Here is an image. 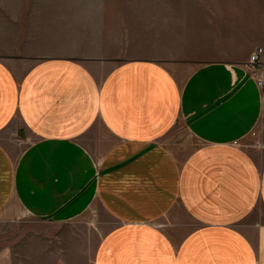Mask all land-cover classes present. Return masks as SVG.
<instances>
[{
  "label": "crops",
  "instance_id": "0c3cea01",
  "mask_svg": "<svg viewBox=\"0 0 264 264\" xmlns=\"http://www.w3.org/2000/svg\"><path fill=\"white\" fill-rule=\"evenodd\" d=\"M139 1L0 0V213L107 225L83 264H264V0Z\"/></svg>",
  "mask_w": 264,
  "mask_h": 264
},
{
  "label": "rangeland",
  "instance_id": "374dc122",
  "mask_svg": "<svg viewBox=\"0 0 264 264\" xmlns=\"http://www.w3.org/2000/svg\"><path fill=\"white\" fill-rule=\"evenodd\" d=\"M212 3L218 4L215 0ZM219 3L225 8L239 10L249 1L223 0ZM136 4L137 10L133 11L137 13L134 14L148 17L152 2L141 0ZM165 142L175 151L180 144H189V148L195 144L185 125H176ZM88 222L86 219L65 224L42 222L25 216L11 203L0 213V264H83L85 251L95 244L89 231L94 229L100 236L107 229V225Z\"/></svg>",
  "mask_w": 264,
  "mask_h": 264
},
{
  "label": "built area",
  "instance_id": "2783aa9c",
  "mask_svg": "<svg viewBox=\"0 0 264 264\" xmlns=\"http://www.w3.org/2000/svg\"><path fill=\"white\" fill-rule=\"evenodd\" d=\"M264 53L263 47H258L250 56L252 75L256 78L257 83L264 89V68L262 67L261 57Z\"/></svg>",
  "mask_w": 264,
  "mask_h": 264
}]
</instances>
